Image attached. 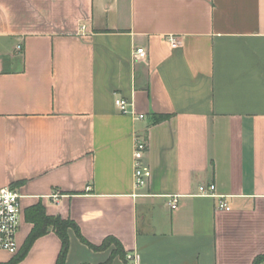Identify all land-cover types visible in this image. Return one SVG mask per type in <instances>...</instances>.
Returning a JSON list of instances; mask_svg holds the SVG:
<instances>
[{
	"label": "crops",
	"instance_id": "1",
	"mask_svg": "<svg viewBox=\"0 0 264 264\" xmlns=\"http://www.w3.org/2000/svg\"><path fill=\"white\" fill-rule=\"evenodd\" d=\"M137 141L151 169L141 188ZM210 183L218 196L198 193ZM7 186L22 213L18 251L0 250V262L21 250L34 226L26 210L42 203L92 244L122 246L94 249L69 228L66 264H254L264 255V0H0ZM61 247L50 229L17 264H55Z\"/></svg>",
	"mask_w": 264,
	"mask_h": 264
},
{
	"label": "built area",
	"instance_id": "2",
	"mask_svg": "<svg viewBox=\"0 0 264 264\" xmlns=\"http://www.w3.org/2000/svg\"><path fill=\"white\" fill-rule=\"evenodd\" d=\"M175 42L174 37L171 38ZM19 48L21 46L19 45ZM138 58H147V51L143 47H138L135 51ZM116 105L122 112L129 111V103L124 98H117ZM146 145L143 142L136 144L135 161H134V180L136 188L147 185L151 177V169L144 161V151ZM198 193L201 195L218 196L217 186L215 183L201 184L198 187ZM57 199L58 194H53ZM21 193L13 187L7 186L0 188V250H7L11 253L18 251L17 233L20 226L22 213ZM179 202L178 196H173L170 205L173 209L177 208ZM217 206L221 209L231 210V205L226 196H220Z\"/></svg>",
	"mask_w": 264,
	"mask_h": 264
},
{
	"label": "trees",
	"instance_id": "3",
	"mask_svg": "<svg viewBox=\"0 0 264 264\" xmlns=\"http://www.w3.org/2000/svg\"><path fill=\"white\" fill-rule=\"evenodd\" d=\"M26 218L34 225L32 231L27 237L21 250L15 256H13L9 261L0 262V264H17L26 256L31 246L33 245L34 241L38 237L49 232L50 229H53L59 235L62 241L61 251L59 253V256L55 264H66V259L70 244V239L68 234L69 228H74L79 238L84 243L88 244L94 249H103L107 247L110 243L114 242L117 245L118 252L122 251V246L119 240L114 236L107 237L101 245L92 244L83 236L78 225L75 223L74 220L63 219L60 216H52L47 214L45 207L42 203H38L36 205L29 207L26 210ZM263 259H264V255L258 256L254 264H259L260 261H262Z\"/></svg>",
	"mask_w": 264,
	"mask_h": 264
},
{
	"label": "rangeland",
	"instance_id": "4",
	"mask_svg": "<svg viewBox=\"0 0 264 264\" xmlns=\"http://www.w3.org/2000/svg\"><path fill=\"white\" fill-rule=\"evenodd\" d=\"M20 221H21V219H20Z\"/></svg>",
	"mask_w": 264,
	"mask_h": 264
}]
</instances>
